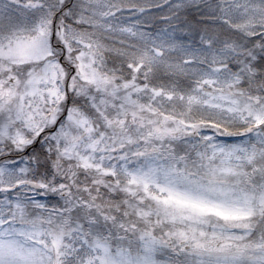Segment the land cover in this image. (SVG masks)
<instances>
[{"label": "snow or ice", "instance_id": "obj_1", "mask_svg": "<svg viewBox=\"0 0 264 264\" xmlns=\"http://www.w3.org/2000/svg\"><path fill=\"white\" fill-rule=\"evenodd\" d=\"M0 264H264V0H0Z\"/></svg>", "mask_w": 264, "mask_h": 264}]
</instances>
